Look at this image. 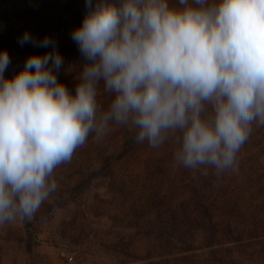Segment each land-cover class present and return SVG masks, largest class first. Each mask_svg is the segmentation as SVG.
Here are the masks:
<instances>
[{
  "label": "clouds",
  "instance_id": "9594fccd",
  "mask_svg": "<svg viewBox=\"0 0 264 264\" xmlns=\"http://www.w3.org/2000/svg\"><path fill=\"white\" fill-rule=\"evenodd\" d=\"M71 36L85 61L75 94L57 73L56 41L19 38L52 51L31 55L12 78L0 52V226L31 220L57 190L54 170L110 124L157 149L170 139L177 165L217 177L264 126V0H86ZM55 70V71H54ZM101 85L114 94L106 110Z\"/></svg>",
  "mask_w": 264,
  "mask_h": 264
},
{
  "label": "trees",
  "instance_id": "16d2710c",
  "mask_svg": "<svg viewBox=\"0 0 264 264\" xmlns=\"http://www.w3.org/2000/svg\"><path fill=\"white\" fill-rule=\"evenodd\" d=\"M97 2L93 0V6ZM88 11L86 0H0L1 34L11 60L5 78L20 72L29 56L52 51L51 47L18 44L10 56L9 37L26 31L36 40L45 36L55 40L62 67L70 64L81 70L88 62L71 34L82 25ZM100 90L102 101L106 99L102 107H108L114 94L106 93L102 85ZM178 147L170 139L153 149L147 142L136 141L135 129L110 124V131L97 140L96 158L89 165L94 166L93 173L84 174L68 193L73 194L88 180L103 179L111 194L127 198L129 210L118 221L125 231L118 232L116 243L124 259L191 264L200 259L198 250H208L216 259L218 252L242 246L245 236L262 238L264 243V126L256 130L255 125L242 146L238 169L220 177L211 168L193 172L177 165L174 152ZM58 198L43 202L41 207L56 203ZM147 242L153 253L143 255L139 248Z\"/></svg>",
  "mask_w": 264,
  "mask_h": 264
},
{
  "label": "rangeland",
  "instance_id": "374dc122",
  "mask_svg": "<svg viewBox=\"0 0 264 264\" xmlns=\"http://www.w3.org/2000/svg\"><path fill=\"white\" fill-rule=\"evenodd\" d=\"M3 22L0 12V52L7 50L1 34ZM12 35L8 40L10 56L23 36L18 33ZM80 71L74 70L70 64L64 65L57 73L58 82L75 94L76 77ZM102 99L99 90L98 103L102 110H106L107 107H102L106 99ZM255 125L257 130L258 125L254 123L252 131ZM95 148L97 139L95 134H90L85 145L76 150L71 162L54 170L53 177L58 187L47 201L56 200L59 196L56 203L53 201L45 208L41 207L31 220L17 218L15 222L0 226V264H154L153 259L134 261L119 255L117 235L125 230L118 221L127 214L129 202L123 196L111 194L106 188L107 181L88 180L73 194L68 193L84 174L93 173L94 166L89 165L96 158ZM66 198L72 200L66 201ZM243 238L242 246L218 252L222 258L216 255L217 258L213 259L208 250H198L196 253L200 259L191 264H264L262 238ZM139 251L143 255L153 253L149 242L140 246ZM186 263L177 261L172 264Z\"/></svg>",
  "mask_w": 264,
  "mask_h": 264
}]
</instances>
